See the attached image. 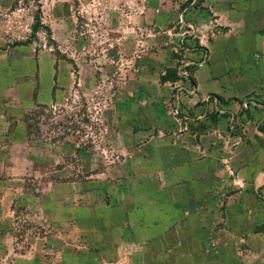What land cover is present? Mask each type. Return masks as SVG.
Here are the masks:
<instances>
[{"label": "crops", "instance_id": "crops-1", "mask_svg": "<svg viewBox=\"0 0 264 264\" xmlns=\"http://www.w3.org/2000/svg\"><path fill=\"white\" fill-rule=\"evenodd\" d=\"M171 1L177 2L172 16L178 31L193 35L207 28L232 37L240 30L246 45L264 57V0H200L204 3L198 8V0ZM183 1L192 3L179 11ZM154 11L151 30L168 28L167 21L158 19L161 12L149 9V15ZM130 15L126 8L114 14L118 19ZM120 25L144 31L124 19L112 24L117 29ZM199 45L207 51L210 47L205 40ZM203 55L197 53L199 67L192 78L175 83L185 92L180 88L174 94L171 120H146L147 110L138 102L124 110L122 128L132 130L134 137L103 173L113 184L86 188L78 181H56L35 201L29 197V208L46 218L53 231L41 244L27 245L12 264H264V133L252 118L244 120L248 112L240 115L245 121L241 126L232 125L234 116L226 114L241 111L247 95L227 93L223 82L230 77L214 71L212 58ZM27 61L29 67L35 60ZM42 62L59 75L54 59L37 61L39 68ZM12 63L7 76L17 77L14 83L3 85L0 77L6 110L44 104L39 99L42 90L34 96L35 80L29 72L19 78L18 71L11 72ZM259 90L253 89L256 94L251 96L264 97ZM134 117L139 123L127 120ZM40 149L36 143L0 139V202H13V184L21 176L37 175Z\"/></svg>", "mask_w": 264, "mask_h": 264}, {"label": "rangeland", "instance_id": "rangeland-1", "mask_svg": "<svg viewBox=\"0 0 264 264\" xmlns=\"http://www.w3.org/2000/svg\"><path fill=\"white\" fill-rule=\"evenodd\" d=\"M183 2L179 11L192 3ZM176 3L0 0V62H4L0 65L1 83L12 84L17 79L7 76L13 60L11 72L18 71L19 78H26L29 72L35 80L34 96L42 90L39 99L46 101L32 109L17 107L7 111L0 100V139L42 146L37 155V175L21 176L13 184L17 189L13 202L7 205L4 200L0 202L3 221L0 245L4 248L0 264H12L27 245L41 244L40 239L53 231L47 219L36 216L28 206L29 197L34 200L50 187V182L73 180L82 182L86 188L113 184L103 173L115 165V156L121 153L122 145L132 142L134 137L132 130L122 128L124 110H130L138 102L147 110L146 120H155L156 116L171 120L176 110L174 94L180 88L185 92L183 87H176L174 75L179 81L191 79L199 67V52L208 61L212 58L214 71H225L230 77L223 82L225 89H230L227 93L247 95L244 102L253 108L250 111L245 106L237 113L228 112L226 116L235 118L232 125L241 126L252 118L255 127L264 133V109L258 108L264 106V97L251 96L256 94L253 89L264 91V57H259L258 49L246 45L247 39L240 35V30L232 37L224 32L212 33L207 28L193 35L186 30L178 31L176 18L172 16ZM203 3L198 0L194 5L198 8ZM122 8L128 9L130 17L114 16ZM149 9L161 12L158 19L167 21L168 28L151 30L155 11L149 15ZM39 12L43 25L36 31ZM122 19L132 28L142 26L144 31L112 26L115 20ZM192 39L198 43L192 45L188 41ZM201 40L210 46L208 51L199 45ZM45 57L57 62V77L47 62H42L39 68L37 61ZM28 59L36 62H29L28 67ZM165 78L170 81H164ZM221 103L227 104L225 100ZM247 112L242 121L240 115ZM137 117L127 120L136 124L140 121ZM19 166L25 168L23 164Z\"/></svg>", "mask_w": 264, "mask_h": 264}, {"label": "trees", "instance_id": "trees-1", "mask_svg": "<svg viewBox=\"0 0 264 264\" xmlns=\"http://www.w3.org/2000/svg\"><path fill=\"white\" fill-rule=\"evenodd\" d=\"M30 1H33L34 3H40V0H30ZM39 6V9L41 8V5L40 4H38ZM41 15V12H39V16H36V22H37V25L35 26V30L37 31L43 24H42V17L40 16ZM176 82L177 81H179L180 80V78H178L177 77V75L175 74L174 75V78H173ZM164 81H170V79H168V78H165V79H163ZM218 99L220 100V101H224V99L223 98H221V97H218Z\"/></svg>", "mask_w": 264, "mask_h": 264}]
</instances>
